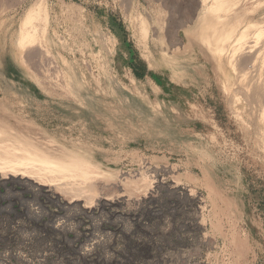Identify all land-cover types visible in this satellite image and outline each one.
<instances>
[{
  "label": "rangeland",
  "instance_id": "1",
  "mask_svg": "<svg viewBox=\"0 0 264 264\" xmlns=\"http://www.w3.org/2000/svg\"><path fill=\"white\" fill-rule=\"evenodd\" d=\"M34 1L0 0V145L75 154L104 199L0 182V264H264V121L178 27L199 0H43L65 89L15 48Z\"/></svg>",
  "mask_w": 264,
  "mask_h": 264
},
{
  "label": "bare ground",
  "instance_id": "2",
  "mask_svg": "<svg viewBox=\"0 0 264 264\" xmlns=\"http://www.w3.org/2000/svg\"><path fill=\"white\" fill-rule=\"evenodd\" d=\"M44 6L43 0H35L23 13L24 15L18 24L19 28L16 34L15 48L21 54L23 63L27 67L28 65L31 66L32 72L36 70L37 73H40L39 75L48 80L51 79V81L55 82V85L57 84V86L63 88L65 86L64 76L60 74L59 69L57 70L54 65H51L54 63V60L50 54V48L45 42L48 17ZM198 7H200L199 10ZM192 12H187V16L189 14L188 18L184 21L182 20L183 22L181 21L178 27L187 25L188 22L194 24L188 43L194 44L199 48V54L205 65L204 69L208 70L216 79L218 78V84H220L219 87L222 91L225 89L229 90L227 100L230 103L229 105L236 100H241L247 106L249 105L253 109H257L256 117H258V127H260L262 125L261 122L264 121V0H199V5ZM146 19L142 15L139 18L140 22L137 21L138 19L136 20L139 22L138 31H140L144 40L146 34L149 33L147 32ZM166 33L169 36L170 42L173 41L169 44L170 46L181 44V39L177 34L174 36L170 35V30H166ZM187 50L185 48L183 54ZM40 56L44 62L40 60ZM194 72L197 74L196 70ZM80 75L84 80L85 73L81 71ZM36 79L43 81L40 77ZM47 82L49 83V81ZM85 83H87V80ZM82 85L81 87H83ZM98 89L102 91L100 87ZM131 97L133 96L131 95ZM142 97L147 105H150V99L147 100L145 96ZM232 109H234L233 112L237 115V108L233 107ZM108 112L118 115L115 110H109ZM251 112L254 113L252 108ZM96 116H99L98 118L101 117L100 114ZM106 122L110 123L111 121L107 118ZM262 129L264 130L263 127ZM42 141L44 142V140ZM74 155L73 153L66 154L57 159L45 154L40 148L31 147L28 149L26 147L18 148L14 145H0V182H17L26 187L41 189L42 186L47 185V181L58 180L50 184L70 197L65 204H71L74 201L84 199L85 203L83 207H86V204L92 203L94 200L98 202L103 201V196L97 195L92 184H85V181H87L85 177L91 171L90 167L86 170L83 165L79 164L83 161L80 162ZM64 157L66 158L62 159ZM143 182V179L138 180V182L131 184V186L140 189L143 187ZM45 191L50 193L49 189ZM143 192L145 191L143 190Z\"/></svg>",
  "mask_w": 264,
  "mask_h": 264
},
{
  "label": "trees",
  "instance_id": "3",
  "mask_svg": "<svg viewBox=\"0 0 264 264\" xmlns=\"http://www.w3.org/2000/svg\"><path fill=\"white\" fill-rule=\"evenodd\" d=\"M135 74H136L137 76H140V74H139V73H137V71H135Z\"/></svg>",
  "mask_w": 264,
  "mask_h": 264
}]
</instances>
